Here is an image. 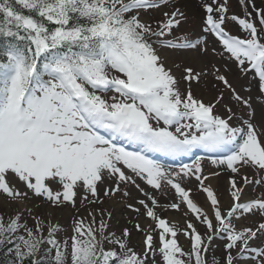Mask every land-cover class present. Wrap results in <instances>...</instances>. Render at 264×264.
<instances>
[{
  "label": "snow or ice",
  "instance_id": "snow-or-ice-1",
  "mask_svg": "<svg viewBox=\"0 0 264 264\" xmlns=\"http://www.w3.org/2000/svg\"><path fill=\"white\" fill-rule=\"evenodd\" d=\"M240 3L243 17L230 14L228 0H200L201 34L218 51L205 39H168L187 22L181 0H0V199L13 207L0 213V264H264V123L252 87L238 90L226 75L234 65L264 96V8ZM150 10L162 18L145 20ZM230 22L242 35L226 31ZM164 50L225 64L169 66ZM209 79L217 94L206 103L194 89ZM197 150L216 154L214 171L204 156L178 169L156 159ZM225 172L228 206L211 185ZM129 187L143 196L124 205L144 237L139 252L132 229L117 235L102 207L128 198ZM153 192L174 199L162 204ZM69 207L65 236L52 217ZM158 209L179 213L184 227ZM249 217L253 225L238 226Z\"/></svg>",
  "mask_w": 264,
  "mask_h": 264
},
{
  "label": "rangeland",
  "instance_id": "rangeland-1",
  "mask_svg": "<svg viewBox=\"0 0 264 264\" xmlns=\"http://www.w3.org/2000/svg\"><path fill=\"white\" fill-rule=\"evenodd\" d=\"M229 7H230V14H235L238 16L243 17L245 9L242 7L240 0H228ZM255 4L258 8H264V0H255ZM181 7L182 10L185 11V13L188 16L187 22L184 23L180 29L176 32V35L174 37H168V39H172L174 42H183V39L187 37L189 40H195L197 38L199 39H205L208 42L209 48L217 47L218 51L219 46L218 43L215 41L214 38L209 37L207 34H201V23H202V17H203V11L200 7V0H181ZM145 20H159L162 18V12L161 10H150L148 14L144 15L143 17ZM226 29L229 30L234 35H242L241 30L239 29V26L235 23H228L226 26ZM194 50H180L179 52H173L171 50H164L161 54L164 56L165 60L167 61L168 65L171 66L173 64L179 63L182 66L188 65L195 69L201 68L205 64H215L216 66L220 67L225 64V60H222L219 55H209L208 57H196L195 55L191 54ZM227 54H225L226 56ZM229 67H231V71L226 73L228 76L230 82L233 84L234 87H236L238 90H241V86L248 87L251 86L253 89V103L254 107L256 109V117H257V123H264V108L261 107L262 104H264V96H258L256 95L255 89L256 85L253 82V77L248 76L247 78H242L238 69L234 65L229 64ZM181 72H177V75H181ZM194 93L205 100L207 103L209 100L214 98L217 94V89H215L212 86L211 79L207 80L202 84L198 89H194ZM242 95H247V93H244L241 91ZM229 94L227 91H225V97L226 101L228 102ZM235 111H237L238 114L243 113L244 109L236 107L234 108ZM218 111H223V108H219ZM204 167L205 171H214L209 163V160L205 159L204 161ZM248 175L251 177V172L248 173ZM228 173H222L219 177H215L211 180V185L220 197L222 203L225 206H228L230 204V198L228 194ZM137 183L141 184V187H145L146 190L152 191L151 189H148L141 181H137ZM188 187L193 188L192 197L194 201L207 210L208 205L206 203L205 195L201 192H198L195 190V182L192 184L187 185ZM130 192V196L126 198L125 200H121L119 197L115 199H107L105 204L102 206L105 209L111 210L113 213L111 223V230L116 231L117 235L120 234L121 230L124 227H127L129 229H132V237H131V245L139 252L143 249V236L136 232L133 229V224L129 223V221H134L136 219L135 214L132 213L129 209H127L124 205L125 203H133L135 204L138 199H143V196L141 193L135 188V187H129L127 189ZM154 195H158V193L153 192ZM261 195L259 191L248 192L249 198H255L257 196ZM160 202L162 204L168 203L169 200L174 199V194L169 193L167 198L164 196H159ZM3 202H5L2 199ZM114 204L116 207L112 206ZM6 203V202H5ZM115 208L118 209V211H115ZM13 207L9 206L7 203L5 205L0 203V213L3 212H12ZM40 211L47 213V209L43 210H37L38 214ZM158 214L169 220L170 223L177 224L178 227L183 228L184 223L181 218V215L179 213H175L173 211H164L162 209H158ZM73 210L69 208H65L62 211L56 212L52 219L54 222H58L59 226L64 229V235L70 236L71 235V227H72V219H73ZM86 215V213H84ZM256 217H249L248 219H242L240 221V224L238 226H251L256 222ZM139 222L142 226L147 227V225L150 223L148 219L144 216L139 217ZM29 223H31V220H29ZM47 223V221H46ZM200 228V231L203 232V227L198 226ZM180 243L184 246V248L187 250L189 248V242L184 239L183 237L180 238ZM217 245H221V247L217 248L215 252H219L222 254V240H218Z\"/></svg>",
  "mask_w": 264,
  "mask_h": 264
},
{
  "label": "bare ground",
  "instance_id": "bare-ground-1",
  "mask_svg": "<svg viewBox=\"0 0 264 264\" xmlns=\"http://www.w3.org/2000/svg\"><path fill=\"white\" fill-rule=\"evenodd\" d=\"M1 202H2V204H3V205H5V204H6L5 202H3V201H2V199H0V203H1ZM109 204H111V205H112V203H110V202H109ZM112 206L116 207L114 204H113ZM115 211L117 212V211H118V209H117V208H115Z\"/></svg>",
  "mask_w": 264,
  "mask_h": 264
}]
</instances>
